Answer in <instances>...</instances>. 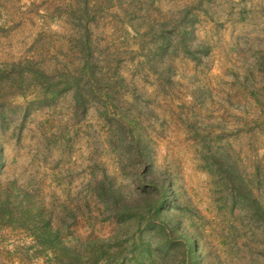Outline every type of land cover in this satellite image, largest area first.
Segmentation results:
<instances>
[{"label":"rangeland","instance_id":"obj_1","mask_svg":"<svg viewBox=\"0 0 264 264\" xmlns=\"http://www.w3.org/2000/svg\"><path fill=\"white\" fill-rule=\"evenodd\" d=\"M0 264H264V0H0Z\"/></svg>","mask_w":264,"mask_h":264},{"label":"trees","instance_id":"obj_2","mask_svg":"<svg viewBox=\"0 0 264 264\" xmlns=\"http://www.w3.org/2000/svg\"><path fill=\"white\" fill-rule=\"evenodd\" d=\"M81 51H83V54L87 53V51H88L87 44L84 45L83 48H81ZM34 78L36 81L47 82L44 80V79H46V76L43 74V72H37Z\"/></svg>","mask_w":264,"mask_h":264}]
</instances>
